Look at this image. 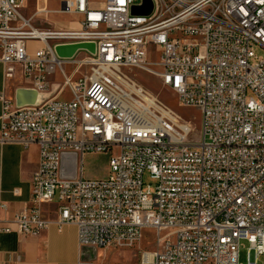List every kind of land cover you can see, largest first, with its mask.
I'll list each match as a JSON object with an SVG mask.
<instances>
[{
	"label": "built area",
	"instance_id": "obj_1",
	"mask_svg": "<svg viewBox=\"0 0 264 264\" xmlns=\"http://www.w3.org/2000/svg\"><path fill=\"white\" fill-rule=\"evenodd\" d=\"M25 1L0 0V60L7 78L22 65L38 99L12 106L0 92V142L37 144L39 162L32 204L15 212L16 229L3 230L40 234L50 221L39 203L56 199L54 222L75 224L79 247L92 257L132 248L147 228L154 246L139 251L137 264L264 257V0H150L149 13L134 11L144 0H60L73 28L35 25L40 13L24 15ZM34 41L43 45L31 49ZM78 42L93 43L94 52L58 56V45ZM67 63L75 64L71 74ZM54 67L64 76L57 92L68 87L70 98H39ZM134 69L200 111L197 139L191 121L156 107L127 74ZM87 153L107 156L106 175L84 176ZM67 156L72 177L61 175ZM241 240L250 243L247 262Z\"/></svg>",
	"mask_w": 264,
	"mask_h": 264
},
{
	"label": "crops",
	"instance_id": "obj_2",
	"mask_svg": "<svg viewBox=\"0 0 264 264\" xmlns=\"http://www.w3.org/2000/svg\"><path fill=\"white\" fill-rule=\"evenodd\" d=\"M51 1L37 0L33 11L35 12L37 8L40 10L50 8V12H55L60 7V0L57 3L54 1L57 4L55 7L50 6ZM30 6L31 0H26L21 9L24 15L30 16L28 15ZM24 9H27L26 13ZM49 10L39 16L43 17L44 14L47 16ZM43 19L47 24L50 23L47 18ZM73 27L76 25L66 28ZM42 45L41 42H30L31 49ZM57 85L54 84L53 88L41 92L39 98L61 94L55 92ZM19 88H34L32 76H27L22 65L16 64L14 76L7 78L4 76V65L0 60V92H4L12 106L17 105L16 91ZM1 110L0 101V114ZM38 162L37 144L24 148L18 144L0 142V264H88L90 260L100 261L91 256L90 249L79 247L75 224L66 223L58 228L54 222L59 216V204L56 199L39 203L43 217L50 221L46 230L40 234L3 230L5 226L16 229L13 222L15 212L32 204L31 180ZM103 250L107 249L96 251Z\"/></svg>",
	"mask_w": 264,
	"mask_h": 264
},
{
	"label": "rangeland",
	"instance_id": "obj_3",
	"mask_svg": "<svg viewBox=\"0 0 264 264\" xmlns=\"http://www.w3.org/2000/svg\"><path fill=\"white\" fill-rule=\"evenodd\" d=\"M51 1V0H49ZM59 0H53L50 3L51 7L57 6ZM37 0H31V6L29 8L28 15L32 16L34 11V4H36ZM50 9V8H49ZM48 9V10H49ZM25 13L27 9L23 10ZM47 13L43 17H35L34 24L42 27L48 26L51 24L54 27H68L77 25L76 18L72 15H69L66 12H61L59 8L55 12ZM60 11V12H59ZM47 18L50 21L49 24L43 18ZM259 53V51H257ZM88 56V53L85 50H79L74 55V59L72 60H81ZM156 57V52L154 51L153 58ZM63 68L65 69L67 74H71L73 69L75 68L74 63L64 64ZM89 70L88 66L82 67V71ZM127 74L134 79L139 85L143 86V89L146 92L151 93L154 96H157L160 100V104L167 109H170L174 113H176L182 120L191 121L194 129L190 134V137L193 139L198 138V129L200 128V111L197 108L189 107L181 104L177 97V94L173 89L164 85L160 78L144 71L141 69H134L131 72H127ZM79 75V73H75V76ZM49 89L53 88L54 84H63L64 76L58 67L53 68V72L49 78ZM51 87V88H50ZM58 90L56 89L55 92ZM60 98H70L71 94L68 87H64V90L61 94H59ZM84 176L85 177H102L108 172V158L105 154L101 153H87L84 156ZM145 179L149 180V175H145ZM154 234L153 229L147 228L144 230V237L138 243H136L132 248H106L107 250H103L102 252L96 253L97 260H107V261H118L123 264H137L138 261V253L141 249H150L154 246ZM241 249L239 254V259L242 262H247V252L250 247V243L247 240H241L240 242ZM250 260L255 261V252L252 248H250ZM256 264H264V257L259 256Z\"/></svg>",
	"mask_w": 264,
	"mask_h": 264
},
{
	"label": "water",
	"instance_id": "obj_4",
	"mask_svg": "<svg viewBox=\"0 0 264 264\" xmlns=\"http://www.w3.org/2000/svg\"><path fill=\"white\" fill-rule=\"evenodd\" d=\"M151 1L144 0V4L134 8L137 13H149L151 10ZM79 49H87L94 52V44L89 42H78L73 44L58 45L56 52L60 57H72ZM38 92L33 88H19L16 91L17 105L33 104L37 101ZM74 157H65L62 160L61 175L63 177H72L74 175Z\"/></svg>",
	"mask_w": 264,
	"mask_h": 264
},
{
	"label": "bare ground",
	"instance_id": "obj_5",
	"mask_svg": "<svg viewBox=\"0 0 264 264\" xmlns=\"http://www.w3.org/2000/svg\"><path fill=\"white\" fill-rule=\"evenodd\" d=\"M42 8V7H41ZM37 11H39V13L40 14H42V13H45L44 11H48L47 9H45V8H43V9H41L40 10V8H37ZM36 42V41H35ZM85 60H87V59H85ZM135 83H137L136 81H134ZM140 87L143 89V86H141L140 85ZM149 93V92H148ZM151 96H152V100L154 101V103L156 104V107L158 108V109H160V108H163V106L160 104V100L158 99V97L157 96H154V95H152L151 93H149Z\"/></svg>",
	"mask_w": 264,
	"mask_h": 264
}]
</instances>
